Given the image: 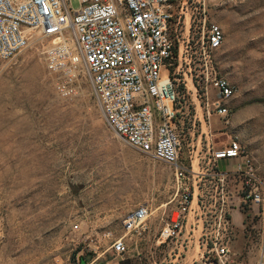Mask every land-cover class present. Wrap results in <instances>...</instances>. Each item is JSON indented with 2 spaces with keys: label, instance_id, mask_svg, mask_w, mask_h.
<instances>
[{
  "label": "rangeland",
  "instance_id": "1",
  "mask_svg": "<svg viewBox=\"0 0 264 264\" xmlns=\"http://www.w3.org/2000/svg\"><path fill=\"white\" fill-rule=\"evenodd\" d=\"M70 2L77 6V0ZM209 22L223 31L211 53L212 67L234 89L227 100L230 137L246 148L263 183L262 203L225 213L234 225L231 243L240 256L248 251L250 259L258 246L264 248V0H173L171 27L180 43L174 73L177 108L187 143L182 156L188 167L190 159L193 173L204 174L189 176L194 196L178 236L136 251L132 231L125 232V264H193L209 244L204 233L211 230L217 207L208 157L224 136L210 131L213 113L207 121L201 118L197 51ZM42 42L36 39L0 60V264H82L80 256L85 262L92 258L108 244L103 231L123 232V218L90 229L86 211H124V217L135 207L133 178L145 167L141 162L147 154L106 125L87 83L71 99L56 93L40 52ZM207 93L214 94L208 84ZM153 161L157 171L169 175L164 162ZM171 183L170 190L173 176Z\"/></svg>",
  "mask_w": 264,
  "mask_h": 264
},
{
  "label": "built area",
  "instance_id": "2",
  "mask_svg": "<svg viewBox=\"0 0 264 264\" xmlns=\"http://www.w3.org/2000/svg\"><path fill=\"white\" fill-rule=\"evenodd\" d=\"M172 14L173 0H77V6L70 0H0V60L36 39L43 41L40 52L58 95L71 99L87 83L106 125L131 147L171 167L176 214L159 227L156 239L160 241L178 236L194 196L189 176L204 174L193 173L190 159L188 167L182 156L186 131L178 115L174 76L180 43L171 27ZM222 39L221 27L209 22L200 35L197 58L202 65L201 118L207 121L214 113L226 126L230 122L227 100L234 89L211 63V53ZM207 84L213 96L208 95ZM210 153L207 173L213 181L217 213L211 230L204 233L209 244L193 264H264L262 246L253 259L248 251L244 257L233 250L234 225L225 217L230 209L262 203L257 167L234 137ZM220 157H232V167L219 169ZM148 212L145 204L135 205L123 217V231L145 229ZM102 234L113 253L125 251L122 233L105 230Z\"/></svg>",
  "mask_w": 264,
  "mask_h": 264
},
{
  "label": "crops",
  "instance_id": "3",
  "mask_svg": "<svg viewBox=\"0 0 264 264\" xmlns=\"http://www.w3.org/2000/svg\"><path fill=\"white\" fill-rule=\"evenodd\" d=\"M210 123V131L212 133L215 132L220 133L221 135L224 134L223 138L218 142V147H223L224 144L227 143L231 138L230 135L232 134V114L230 117L228 129L225 128V126L221 123L219 117L214 113L212 114ZM210 147H212V145H210ZM142 159L144 160V162L141 163L145 165L143 170L144 172H139V178H136L135 176L133 178V186L136 190L131 201L134 205H137L139 203L145 204L149 212L145 219V229H142L139 232L132 231L131 233L133 235L132 243L136 251H140L143 244H150L151 242H162L156 239L157 231L163 221L167 217L172 218V214L176 212L174 209V203L173 205L169 204L172 201L171 197L173 195V189L170 190V188H172L171 167L166 164L169 175L164 177L161 172L156 170L157 163L153 161L154 159H152L149 155H144ZM232 162V157L217 158L218 168L221 170L231 168ZM85 214L89 222V224H87L86 226H89V228L91 229L95 227H107L109 220L123 218L124 211L116 212L114 210L93 208L90 209V211H86ZM124 233L125 231L122 232L123 235ZM124 243L127 249V243L125 240ZM125 252L126 250L121 254L113 253L109 247L108 241L107 246L98 251L92 258L87 261H91L90 264H125Z\"/></svg>",
  "mask_w": 264,
  "mask_h": 264
},
{
  "label": "trees",
  "instance_id": "4",
  "mask_svg": "<svg viewBox=\"0 0 264 264\" xmlns=\"http://www.w3.org/2000/svg\"><path fill=\"white\" fill-rule=\"evenodd\" d=\"M85 260H86V257H83V256H80V257H79V262H80V263H84Z\"/></svg>",
  "mask_w": 264,
  "mask_h": 264
}]
</instances>
